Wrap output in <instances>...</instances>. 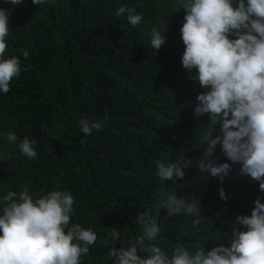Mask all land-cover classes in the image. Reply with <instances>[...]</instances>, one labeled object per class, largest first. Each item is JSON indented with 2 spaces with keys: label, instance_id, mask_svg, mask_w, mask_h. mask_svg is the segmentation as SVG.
Wrapping results in <instances>:
<instances>
[{
  "label": "trees",
  "instance_id": "trees-1",
  "mask_svg": "<svg viewBox=\"0 0 264 264\" xmlns=\"http://www.w3.org/2000/svg\"><path fill=\"white\" fill-rule=\"evenodd\" d=\"M122 5L142 15L137 26L129 25L124 14L115 15ZM0 7L11 11L5 57L18 55L21 48L29 53L27 59L19 57L23 70L10 82L9 92L0 94V131L14 132L17 143L24 137L35 140L37 151V158L28 160L16 144L0 143V195L26 190L35 197L67 190L74 198L70 224L99 234L82 264H110L111 228L121 234L116 247L126 245L140 230L137 214L162 192L197 198L202 217L194 233L189 217L164 219L162 210L157 238L162 248L183 243L208 250L226 243L235 216L249 214L260 193L254 181L236 175L238 166L222 185L196 169L202 149L195 146L213 125L193 117L201 89L180 65L185 13L176 0H56L44 5L24 0L16 7L0 0ZM152 28L165 32L157 53L149 45ZM40 39L45 43L38 46ZM81 116L101 123L108 119L102 130L84 136ZM181 155L191 165L177 180L179 187L159 180L156 161L175 162ZM217 159L224 160L219 152ZM220 187L230 197L226 202L218 198Z\"/></svg>",
  "mask_w": 264,
  "mask_h": 264
},
{
  "label": "clouds",
  "instance_id": "clouds-1",
  "mask_svg": "<svg viewBox=\"0 0 264 264\" xmlns=\"http://www.w3.org/2000/svg\"><path fill=\"white\" fill-rule=\"evenodd\" d=\"M2 2L13 7L24 4V0ZM55 2L31 0L33 5ZM176 3L185 13L179 29L180 65L189 81L201 89L192 105L193 117L206 118L213 125L211 133H204L195 146L202 149L196 169L222 185L238 166L236 175L254 181L260 194L252 201L249 214L235 216L227 242L205 250L183 243L169 249L159 245L158 214L162 210L164 219L189 217L194 233H199L202 220L197 198L162 192L150 208L137 214L140 230L126 245L116 247L121 234L111 228L107 258L110 264H264V0ZM122 14L133 27L142 21L133 7L120 6L115 15ZM10 20L11 11L0 7V94L9 92L10 82L23 70L19 57L29 55L21 48L18 55L5 57ZM164 34L156 28L150 31L149 45L156 53L165 43ZM43 43L40 39L38 46ZM107 119L101 123L81 116L79 130L88 136L102 130ZM17 139L12 131H0V143L16 144L20 154L35 160V140L24 137L17 143ZM217 152L223 161L217 159ZM190 165L185 155L175 162L156 161L155 175L179 187L176 182L183 180ZM217 192L221 201L230 198L223 187ZM73 203V196L59 189L35 197L26 190L0 195V264H82L81 258L99 241V234L90 227L70 224Z\"/></svg>",
  "mask_w": 264,
  "mask_h": 264
}]
</instances>
